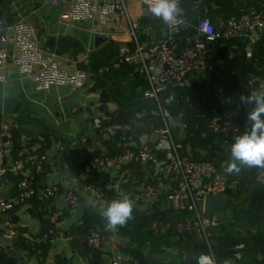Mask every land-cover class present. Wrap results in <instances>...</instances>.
<instances>
[{
	"label": "crops",
	"instance_id": "obj_1",
	"mask_svg": "<svg viewBox=\"0 0 264 264\" xmlns=\"http://www.w3.org/2000/svg\"><path fill=\"white\" fill-rule=\"evenodd\" d=\"M95 1L101 3L106 0ZM124 3L127 14L116 9L110 12L105 22H100L96 14L91 19L74 22L61 16L62 12L69 10L71 0H0V33L16 18L23 17L34 27L38 45L53 52L62 68L67 71L82 68L89 72L87 82L81 87L73 88L67 84L37 89L32 73L19 72L13 60V44H8L6 81L0 83V123L6 121L11 125L17 144L6 159V166L12 167L15 161L37 153L43 154L45 161L43 170L35 175L37 193L34 198L10 212H0V264H87L90 251L86 247V233L102 226L101 223L90 224L87 210L95 211L99 215L98 222H101L105 219L103 212L108 202L87 193L85 185L88 183L83 179L89 173H82V163L90 155L115 152L123 146L115 134L100 131L98 122H128L131 127L127 146L134 149L144 144L154 146L157 142L154 128L160 124L161 118L153 108L142 104L149 100L144 96L146 85L136 78L134 67L131 69L127 63L115 66L113 62L123 47L132 46L130 19L139 23L136 34L144 43L185 36L190 30L187 26L177 31L168 30L162 19L148 14L141 0H124ZM181 5L188 22L208 17L214 24H219L227 15L250 7L264 13V0H182ZM95 35L99 36L98 41H95ZM242 47L245 48L244 57ZM219 51L223 58L216 61ZM208 55L205 77L190 75L184 83L170 87L163 97L170 111L171 102L179 103L183 95L186 96L184 100L192 98L185 113L177 115L171 112L175 117L172 134L180 151L181 147L184 151L191 147L201 155L207 153V149L193 148L182 139L205 125L206 111L223 107L206 87L212 81L218 85L240 81L250 87V92L255 90L249 74L264 72V28L247 37L216 42ZM233 62L238 64L237 68L231 67ZM237 69L239 72L235 76ZM243 71L248 75H243ZM194 88H198L197 91ZM92 104L98 107L96 113L92 112ZM225 111L230 118L239 121L237 112L228 108ZM202 118L203 122L200 121ZM179 121L189 125V130L184 127V138L179 135ZM239 125L241 128V122ZM214 135L216 140L221 137L217 133ZM233 143L224 138L221 145L230 156ZM167 151L168 148L155 146L152 158L147 162L116 164L108 160L92 169L105 177L102 187L107 197L131 198L132 216L137 218L144 214L151 217L143 243V253L149 264H173L187 254L195 241L204 242L197 231L183 232L176 226L162 234L153 231L160 214L173 224L190 214L186 209L166 208V194L175 186V174L160 161ZM225 166L223 161L220 169L224 171ZM259 169L256 168L257 171ZM30 170L27 165L17 172L6 169L0 177V197L15 195L17 178ZM252 170V167L241 166L238 174H229L228 184L221 192L229 204L223 208L214 234L229 232L235 235L236 244L240 246L235 244L228 251L219 253V258L215 254L219 264H255L258 261L264 264V197L257 208L250 206L249 188L256 181ZM150 180L157 184L159 194L155 200L144 202L140 198V190ZM51 185L57 188L56 193L44 197V189ZM67 190L83 198L86 206L78 201L75 207L70 208L66 201ZM246 208L259 215L245 214ZM13 216H17L16 219ZM106 233L107 240L102 245L103 264H110L114 257L130 262L132 255L128 249L137 245L136 240L127 233H121L116 226L107 228ZM196 255L194 253L193 256Z\"/></svg>",
	"mask_w": 264,
	"mask_h": 264
},
{
	"label": "built area",
	"instance_id": "obj_2",
	"mask_svg": "<svg viewBox=\"0 0 264 264\" xmlns=\"http://www.w3.org/2000/svg\"><path fill=\"white\" fill-rule=\"evenodd\" d=\"M141 1L148 8V0ZM181 1L179 0L180 14L171 25L165 24V26L171 31L187 26L190 31L185 36L167 37L144 43L136 34L139 23L130 19L132 46L123 47L113 62L115 66L122 63L133 66L136 78H143V83L146 85L144 96L155 104L153 111H156L161 118L160 124L154 128L157 142L154 146L144 144L134 149L127 146L128 131L131 127L128 122L99 121L97 125L100 131L115 134L123 146L115 152L90 155L84 159L81 171L87 174L101 162L108 160L116 164L147 162L152 158V150L155 146L168 148L160 161L175 174V186L166 194V208L186 209L190 214L177 219L175 224L169 220L158 221L154 224L153 231L162 234L170 231L174 226L183 232L197 231L208 247L207 252L202 253L211 255L214 264H219L213 252L212 243L220 217L204 210V197L208 194L221 193L228 184L229 176L213 162L203 159L195 160L190 153L184 154L179 150L172 134V123L175 117L164 103L163 97L170 87L184 83L190 75L197 74L200 78L206 76L204 71L207 67L208 53L213 44L236 37H247L256 30L263 29L264 13L250 7L227 15L219 24H214L208 17H200L195 22H188L183 14ZM116 9L127 14L124 0H106L101 3L95 0H71L69 10L62 12L61 16L76 22L91 19L96 14L100 22H105L110 12ZM9 43L13 44L15 50L13 60L19 72L32 73L37 89L45 90L51 85L67 84L77 88L83 86L89 78V72L86 69L76 68L73 71H67L62 68L53 52L38 45L34 27L23 17H18L0 33V83L6 81L5 68L9 58ZM249 80L253 88L259 90L264 87V72L250 73ZM206 88L221 106L240 104V94L225 86L210 84ZM179 125L185 127L186 123L179 121ZM205 125L208 130L221 135L236 133L240 130L236 120L215 108L212 109ZM0 138V177L6 169L17 172L25 165L31 167L28 173L19 178L18 191L15 195L9 198L0 197V212H10L16 206L28 202L37 193L35 175L43 170L45 156L39 153L33 154L25 160L15 161L12 167H7L6 159L14 151V134L11 125L6 121L0 123ZM255 180L264 186V169L260 168L255 173ZM85 190L95 198L106 199L108 205L113 200H118L116 196L107 197L105 189L98 184L88 183L85 185ZM56 191L57 188L54 185L47 186L43 196H53ZM158 194V186L152 180L146 182L140 190V198L144 202L155 200ZM65 195L70 208L78 204V194L67 190ZM106 240L107 236L99 230H91L86 236V243L91 247H102ZM239 246L236 244V247ZM200 254L195 256L197 264ZM110 264L138 263L135 260L125 262L121 258L114 257Z\"/></svg>",
	"mask_w": 264,
	"mask_h": 264
},
{
	"label": "trees",
	"instance_id": "obj_3",
	"mask_svg": "<svg viewBox=\"0 0 264 264\" xmlns=\"http://www.w3.org/2000/svg\"><path fill=\"white\" fill-rule=\"evenodd\" d=\"M130 67L131 69L133 68V66H130ZM253 72H262V71H253ZM212 84H218V83H215V81H212L211 85ZM225 84H228V83L226 82ZM231 91L236 92L240 95L242 94L241 91H236V90H231ZM249 92H250V87L247 86V92H244L243 94L246 95ZM180 93H182V90L180 91ZM183 97H186V96L183 95ZM183 97L180 99L179 103H177V107L173 106V104L170 107V109L172 108L173 110L177 112L176 113L177 115L179 113H183V112L185 113L187 111L188 102H190V100L192 99V98H189L190 99L189 101H185ZM143 102L144 103L142 104H144L145 106H148L150 108H155V104H153L151 100H145ZM243 106L245 105L240 103L239 105L225 107V109L223 108L224 107L223 106L222 108H218L217 110L227 114V112L225 111L226 108L230 109L232 112H236V110L238 111ZM211 113H212L211 110H209L208 112L206 111V116L204 117L206 121H207L208 116ZM204 119L202 118L200 121L203 122ZM206 121H205V124H206ZM188 123L191 124V120H189ZM188 123L186 124V128L189 130ZM210 132L212 131L208 130L206 128V125L204 126L201 125L199 126L198 129L194 131V133L189 134L186 139H182V142L184 143L189 142L193 148L201 147V148L207 149V153L203 155L193 150V152L195 153V156L194 157L191 156V157L195 160H198V159L208 160L209 159L217 167L220 168V165L223 161L227 162L230 159L229 151L221 146L224 141V138H227L229 141L235 142V138L243 134L244 131L240 128L238 132L233 133V134L232 133H229L228 135L219 134L221 135V137L217 138L218 140L215 139L216 136L214 134L216 133L212 132L214 133L212 134ZM16 144H17V140L15 139V136H14V147ZM256 168L257 167H252L253 169L252 171L254 174L255 172H257ZM19 178L20 177L17 178V181L19 180ZM105 181L106 179L101 173L97 171H92V170L89 172L88 176L85 179H83L84 183L99 184L101 186H103ZM249 194H250V206L257 208L258 203L260 202L261 198L264 197V186L259 184L257 181L252 182L250 184ZM34 196L35 195H33L30 199H33ZM87 212H88L87 216H89L88 220L90 224L94 226L96 223L98 224L101 223L102 226L98 230L104 233L105 235H107L106 220L103 219L101 222H98L99 215L95 211L87 210ZM153 217H157V215H154ZM149 218L151 217H149L148 215H144V214L138 215L137 218L132 216V218L129 219L125 225L116 226L117 229L121 233H127L133 239L136 240L137 245L133 248H129L128 251L132 255V260L137 261L138 264H149L148 260L145 258V254L143 253V243L146 238L145 236H147V225H148ZM157 218L159 219L158 221L167 220V219H164L163 214L158 215ZM89 232L90 231L86 233V236ZM86 236H85V241H86ZM236 243H237V238L235 237V235H232L229 232L216 233L214 234V237H213L212 249H213L214 254H216L217 257L219 258V255H218L219 253L228 251V249H230V247H233ZM86 247L90 251V259L87 264H103V252L104 251L102 247H91L87 243H86ZM207 250H208V247L206 243L195 241L193 245L189 247L187 254L184 257L178 258V260L174 262L173 264H197L196 258L195 256H193L194 253L198 254L202 252H207ZM255 264H263V263L262 261H258Z\"/></svg>",
	"mask_w": 264,
	"mask_h": 264
},
{
	"label": "clouds",
	"instance_id": "obj_4",
	"mask_svg": "<svg viewBox=\"0 0 264 264\" xmlns=\"http://www.w3.org/2000/svg\"><path fill=\"white\" fill-rule=\"evenodd\" d=\"M179 0H148L149 15L162 19L164 24L171 23L180 14ZM240 103L247 106V130L235 138L231 145V156L226 162V174H238L241 166L264 169V87L240 95ZM133 202L125 197L109 203L103 216L106 227L112 229L123 226L132 218ZM198 264H214L212 256L201 253Z\"/></svg>",
	"mask_w": 264,
	"mask_h": 264
},
{
	"label": "rangeland",
	"instance_id": "obj_5",
	"mask_svg": "<svg viewBox=\"0 0 264 264\" xmlns=\"http://www.w3.org/2000/svg\"><path fill=\"white\" fill-rule=\"evenodd\" d=\"M225 50V49H224ZM223 50V51H224ZM222 54H223V52H222ZM221 54V55H222ZM222 58H223V56H220V51H219V53H216V61H218V60H222ZM226 64H228V63H226ZM233 64V66H231V67H234V68H237V66H238V64H236V63H232ZM236 66V67H235ZM218 68V67H217ZM229 68V67H228ZM239 69H237V71L235 72V76L237 75V73L239 72L238 71ZM221 73H223V72H221ZM212 74H215V73H212ZM224 74V73H223ZM243 75H245V76H247L248 74L247 73H245V71H243ZM240 77V76H239ZM242 78H243V76H241ZM234 78H236V77H234ZM239 80V79H238ZM243 80H245L244 78H243ZM222 86H225L226 88H228V89H230V90H236V91H241L242 93H244V92H247V87H246V85H245V83H244V85L242 84V83H240V81H238L236 84L235 83H229L228 82V84H222ZM233 88V89H232ZM197 89L198 88H194V91H197ZM168 99H170V98H168ZM185 100L186 101H189L190 99L189 98H185ZM168 102H171V101H168ZM93 103H95L96 104V102H93ZM172 104H173V106H176L177 107V103L176 102H171ZM169 104V103H168ZM170 105V104H169ZM171 107V106H170ZM92 112L93 113H96L97 111H98V107L97 106H95L94 104H92ZM240 110V111H239ZM238 111L236 110V112H237V116H238V119H239V123L241 122V128H242V130L245 132L246 130H247V125H245V121L247 120L246 119V116H247V111H248V108L246 107V106H243V107H241L240 109H239ZM86 112H87V114H89V111L88 110H86ZM171 112L173 113V114H176L177 112L175 111V110H173L172 108H171ZM235 112V113H236ZM242 116V117H241ZM241 117V118H240ZM181 151H182V153H184V154H188L189 153V151L191 152V156L192 157H194L195 156V153L192 151V148L190 147V149H186L185 151H184V149H183V147H181ZM209 160V159H208ZM210 161V160H209ZM229 175V174H228Z\"/></svg>",
	"mask_w": 264,
	"mask_h": 264
},
{
	"label": "water",
	"instance_id": "obj_6",
	"mask_svg": "<svg viewBox=\"0 0 264 264\" xmlns=\"http://www.w3.org/2000/svg\"><path fill=\"white\" fill-rule=\"evenodd\" d=\"M94 38H95V41H98L99 36L98 35H95ZM241 51L243 53V56L242 57H244L245 48L242 47L241 48ZM142 81H143V78H140V82H142ZM179 135L182 138L186 137V130H185L184 127H181L180 128ZM79 202L83 206L85 205L83 203V198H81V197L79 198ZM228 204H229V202L224 199V197H223V195L221 193L216 194V195H210V194H208V195H206L204 197V210L206 212L215 214L217 217H221L222 216V214H223V208L225 206H228ZM244 212H245V214H248L250 216H258L259 215L257 212L253 211L251 208H246ZM16 217L17 216H13L14 219H16Z\"/></svg>",
	"mask_w": 264,
	"mask_h": 264
}]
</instances>
